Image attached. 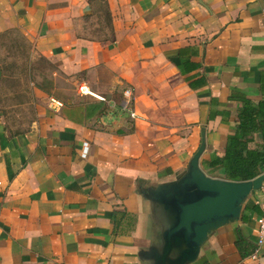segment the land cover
<instances>
[{
	"label": "crops",
	"instance_id": "obj_1",
	"mask_svg": "<svg viewBox=\"0 0 264 264\" xmlns=\"http://www.w3.org/2000/svg\"><path fill=\"white\" fill-rule=\"evenodd\" d=\"M16 40L27 78L49 73L21 120L3 100ZM263 83L264 0H0V264H148L141 191L184 172L202 128L200 166L223 155L231 92L258 102ZM249 196L263 211L264 186ZM259 216L213 232L190 264H264Z\"/></svg>",
	"mask_w": 264,
	"mask_h": 264
},
{
	"label": "water",
	"instance_id": "obj_2",
	"mask_svg": "<svg viewBox=\"0 0 264 264\" xmlns=\"http://www.w3.org/2000/svg\"><path fill=\"white\" fill-rule=\"evenodd\" d=\"M205 149V130L186 169L177 178L141 191L149 203L156 238L139 256L148 264H190L209 236L238 220L249 195L263 186L264 172L234 181L207 175L199 159Z\"/></svg>",
	"mask_w": 264,
	"mask_h": 264
},
{
	"label": "trees",
	"instance_id": "obj_3",
	"mask_svg": "<svg viewBox=\"0 0 264 264\" xmlns=\"http://www.w3.org/2000/svg\"><path fill=\"white\" fill-rule=\"evenodd\" d=\"M229 97L241 103L237 109V121L226 136L223 155H211L208 161L202 163V169L212 177L249 180L264 172V99L252 102L234 90ZM253 213L261 215L263 211L258 204L244 203L241 221H248ZM244 244L242 237L236 238L235 245L242 257L249 254V251H244Z\"/></svg>",
	"mask_w": 264,
	"mask_h": 264
},
{
	"label": "rangeland",
	"instance_id": "obj_4",
	"mask_svg": "<svg viewBox=\"0 0 264 264\" xmlns=\"http://www.w3.org/2000/svg\"><path fill=\"white\" fill-rule=\"evenodd\" d=\"M22 44L23 42L21 40H16V46L9 48V55H5V58L3 59L7 67L5 74L7 77L3 79L6 90L3 100L4 103L12 105L10 107V110L13 111L12 115L16 118L15 113L18 114L20 120L21 113H24L27 110L30 111V106L32 107V98L28 93L29 88L33 86L32 82L35 83V85H38V83H40L39 80L42 79L41 77L45 76V80H48L46 76L47 74L49 76L48 71H45L43 74H38L39 77L31 76L30 80L27 78V67H25L26 48L22 46ZM15 58L18 60L17 62L15 61ZM40 62L41 61H39V63ZM42 66H44L43 63ZM49 66L50 65H48V67ZM30 74H32V72H30ZM48 87L49 86L46 85L45 89L48 90ZM30 115L31 114L29 113L28 118H30ZM250 199H248L249 201L246 202V204L252 202Z\"/></svg>",
	"mask_w": 264,
	"mask_h": 264
},
{
	"label": "built area",
	"instance_id": "obj_5",
	"mask_svg": "<svg viewBox=\"0 0 264 264\" xmlns=\"http://www.w3.org/2000/svg\"><path fill=\"white\" fill-rule=\"evenodd\" d=\"M78 92L82 95L89 94V90L86 85L79 86ZM96 97L100 100H104V98L101 96H96ZM131 98H132L131 90L125 89L123 91V101L121 103V106L123 110L130 111V115L133 117L135 114L131 110ZM50 102L51 104H53V107L55 108L62 106V102L59 100H55L54 98H51ZM255 244L257 248H264V210L263 213L257 219Z\"/></svg>",
	"mask_w": 264,
	"mask_h": 264
}]
</instances>
